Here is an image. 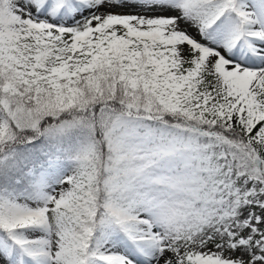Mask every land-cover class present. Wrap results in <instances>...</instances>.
Instances as JSON below:
<instances>
[{
  "label": "snow or ice",
  "instance_id": "snow-or-ice-1",
  "mask_svg": "<svg viewBox=\"0 0 264 264\" xmlns=\"http://www.w3.org/2000/svg\"><path fill=\"white\" fill-rule=\"evenodd\" d=\"M0 264H264V0H0Z\"/></svg>",
  "mask_w": 264,
  "mask_h": 264
}]
</instances>
